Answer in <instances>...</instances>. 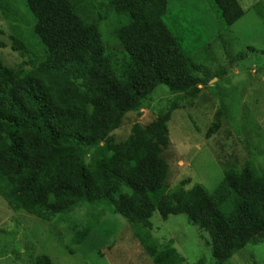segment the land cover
<instances>
[{
	"label": "trees",
	"instance_id": "1",
	"mask_svg": "<svg viewBox=\"0 0 264 264\" xmlns=\"http://www.w3.org/2000/svg\"><path fill=\"white\" fill-rule=\"evenodd\" d=\"M23 2L34 25L17 0H0L10 48L23 58L17 67L0 59V196L13 212L56 225L73 218L76 244L105 216L98 230L104 242L114 232L108 217H120L152 264H189L177 248L154 238L151 220L157 212L164 221L186 216L208 234L215 264H230L247 246L264 241V171L252 163L225 165L212 193L201 184L187 190L190 181L177 188L169 184L165 154L173 113L194 102L212 79L225 77L223 70L212 75L197 61L200 48L192 41L203 39L195 38L190 23L174 30L166 23L169 0ZM210 3L218 25L212 27L208 17L202 25L213 35L206 51L215 54L214 46H223L221 34L246 12L238 0ZM109 18L124 52L121 61L104 42L101 24ZM3 33L0 49H7ZM159 87L172 95L168 108L147 126L134 124L129 138L118 141L114 133L128 116L147 109ZM234 112L222 105L207 137ZM78 212L88 220L80 228ZM32 264L54 263L38 255ZM196 264L206 263L202 258Z\"/></svg>",
	"mask_w": 264,
	"mask_h": 264
},
{
	"label": "rangeland",
	"instance_id": "2",
	"mask_svg": "<svg viewBox=\"0 0 264 264\" xmlns=\"http://www.w3.org/2000/svg\"><path fill=\"white\" fill-rule=\"evenodd\" d=\"M23 1L17 0L26 22L34 25ZM238 2L246 12L245 16L225 30L221 37L217 36L223 46H214L215 54L219 55L215 56L206 51L213 42V35L205 33L208 29L204 31L202 22L208 17L207 22L212 27L218 25L216 7L210 0H169L166 23L172 29L186 26L184 21L190 23L195 28V38L201 35L203 39L198 43L192 41L194 47L200 48L197 61L210 74L216 75L223 70L225 76L220 80L212 79L210 87L202 88L194 102L172 115L168 125L171 145L165 154L171 168V188L190 181L187 190L201 184L212 193L222 182L224 166L228 163L237 164L239 168L252 163L257 170L264 171V0ZM112 23L111 18L104 21L101 31L108 54H114L121 61L124 52L114 39ZM0 30L4 32L1 40L8 46L0 49V59L8 67H17L23 58L11 50V32L2 16ZM215 30L218 33V27ZM224 48L228 51L225 52ZM171 97L167 88L159 87L149 97L147 109L128 116L114 133L118 141L129 138L134 124L147 126L153 122L168 108ZM222 105L232 106L235 112L231 118H223L220 129L209 138L208 130ZM83 214H76L79 216V228L88 222L83 219ZM72 220L66 218V223L56 225L23 211L15 213L0 196V264H32L38 255L50 257L54 264H152L150 259L140 255L138 242L133 240L132 232L125 228L122 218L108 217L114 232L111 237L103 236L102 242L98 230L107 221V217H102L100 224L82 244L75 243L74 231L69 225ZM151 222L154 238L161 244L177 248L189 264H196L202 258L206 264H215L209 235L190 224L186 216H171L164 221L157 212ZM111 243L115 246L109 251ZM19 253L20 259L16 257ZM230 264H264V241L256 246H247Z\"/></svg>",
	"mask_w": 264,
	"mask_h": 264
}]
</instances>
